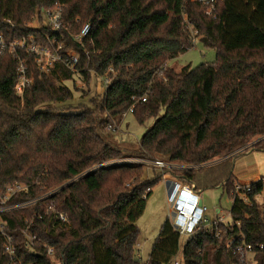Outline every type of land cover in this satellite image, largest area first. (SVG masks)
I'll list each match as a JSON object with an SVG mask.
<instances>
[{
  "label": "trees",
  "instance_id": "1",
  "mask_svg": "<svg viewBox=\"0 0 264 264\" xmlns=\"http://www.w3.org/2000/svg\"><path fill=\"white\" fill-rule=\"evenodd\" d=\"M55 5L62 6L57 32L42 16ZM206 10L191 0H2L0 18L12 21L11 39H56L62 52L79 55L75 71L57 63L49 72L20 49L0 57V194L17 183L28 185L21 200L57 188L46 201L69 221L68 228L53 231L35 221L34 250L16 233L24 264H142L137 221L166 175L199 193L220 186L232 198L237 157L264 152V0H223L211 14ZM34 17L37 27L28 25ZM88 22L89 32L75 39ZM193 38L215 50L214 61L176 70L168 62L192 48ZM19 60L33 77L22 97L14 90ZM75 75L85 83L82 97L96 76L112 81L105 93L95 89L79 111L50 108L72 99L65 82L73 83ZM133 103L135 119L153 123L137 146L124 148L114 135ZM132 158L173 167L149 179L143 176L149 164L126 161ZM212 162L216 167L207 170ZM203 170L214 172L200 175ZM263 179L250 183L248 202L232 198V222L194 232L181 251V235L166 217L146 263L238 264L227 242L242 238L252 245L253 264H264ZM36 207L4 218L21 228ZM43 242L53 245L54 258L42 250Z\"/></svg>",
  "mask_w": 264,
  "mask_h": 264
},
{
  "label": "built area",
  "instance_id": "2",
  "mask_svg": "<svg viewBox=\"0 0 264 264\" xmlns=\"http://www.w3.org/2000/svg\"><path fill=\"white\" fill-rule=\"evenodd\" d=\"M191 1L206 5V13L211 14L215 9V6L223 0ZM1 5L2 0H0V9ZM61 12V5H55L53 7L43 9V24L54 32L59 31L62 27ZM34 19L37 20L36 18ZM12 26V21L10 19L0 18V57L5 53H16V49H20L34 56V61L41 71L49 72L50 69H52L57 63H61L67 69L75 71V65L79 59V55L75 51L69 50L62 52V44L56 42V39L50 40L48 44L39 43L34 38H30L29 40L25 37L19 40L11 39L9 36V28ZM89 30L90 23L88 22L81 28L80 33L75 35V39L80 40L89 32ZM194 32L195 31H193V34ZM194 41L195 39L193 38V42ZM110 71L113 75L115 74L113 69H110ZM17 72L18 80L14 90L17 96L22 97L26 87L33 84V77L28 73L25 60L18 61ZM96 80L98 92L105 93L112 81V76L99 75L96 76ZM143 101H145V96L141 98V102ZM134 106L135 104L133 103L127 111L123 112V118H125L128 113L133 112ZM108 127L110 128L111 125H108ZM114 128L115 127H113V129ZM147 162L160 169L171 166L169 163L159 159L149 160L146 161V163ZM167 177L168 178H166L165 182L167 202L170 210L168 218L173 228L181 236L192 235L194 232L201 229L209 231L211 228H216L220 223L232 222L230 211L228 219L219 215V213H217L212 220L209 219L206 214L208 209L202 202L201 193L195 191L194 188L187 183H182L178 179L171 176ZM250 183H243L240 181L235 183L233 190L230 192L232 198L237 196L244 202H248L246 193L251 189ZM27 188V184L17 183L8 187L3 194H0V239L2 241L0 264H24L22 256L19 252L18 237L16 233L25 236L28 248L30 250H34L36 242L35 235L30 233V229L35 221H45L47 231H53L62 224L65 225L66 228L69 226L67 216L56 208L55 202L46 201V199L54 195L57 188L50 189L41 196L24 200L17 199ZM262 192L264 194V179L262 180ZM34 205L37 207L32 210V213L29 216L26 215L23 217V226L21 228L11 226V221L4 218V216H7L14 211ZM217 234L218 233H216V235ZM39 245L42 250L45 251L46 255L54 258L53 245L48 244L47 242H43ZM227 246L233 249V253L237 256L238 264H253V250L251 244L246 243L242 238H240L238 242H234V238H231L228 240ZM177 263V260L173 262V264ZM142 264L147 263L146 261H142Z\"/></svg>",
  "mask_w": 264,
  "mask_h": 264
},
{
  "label": "rangeland",
  "instance_id": "3",
  "mask_svg": "<svg viewBox=\"0 0 264 264\" xmlns=\"http://www.w3.org/2000/svg\"><path fill=\"white\" fill-rule=\"evenodd\" d=\"M35 18V17H34ZM30 26H38V21L32 19L29 23ZM194 46L187 50L186 52L180 54L175 59L170 60L168 63L176 70H179L181 67L189 65L190 67H195L200 63L204 62H213L215 59V50L213 48H207L198 40L195 39ZM65 84L73 88L74 94L72 99L60 103H52L49 105L50 108L60 111L62 109L64 112H76L79 111L82 105L88 104L89 96L97 88V80L95 78V87L94 82L92 83V90L87 96L82 97V91L86 89L85 83L75 75L74 82L66 81ZM47 107V108H49ZM153 123V118L146 119L143 123H139L132 113H128L125 118H123L120 127L117 128V132L114 135L115 140L124 148H133L137 146L138 141L140 140L142 134L145 130ZM126 161H144L141 159H126ZM218 160H215L216 162ZM212 162L207 166H210L207 170H211L216 167V164ZM148 163V162H147ZM149 164V163H148ZM144 166L143 176L145 178H153L155 173L160 172V168L156 167L155 172L152 167ZM217 170L222 168H216ZM214 172L208 171L206 173L203 170L200 175H209ZM232 173L235 177L234 184L238 180L248 181L256 175L264 176V152L262 151H250L247 154L237 157L234 162ZM169 176V175H167ZM168 178V177H166ZM166 178L159 180L152 188V192L149 198L146 201L145 209L142 215L137 221V226L139 228V242L142 246L139 247L140 260L146 261L148 259L149 250L153 245V235L159 231V228L166 217H169V206L167 202V190H166ZM244 183V182H243ZM264 196H260L262 199ZM201 198L203 204L207 207V216L209 219H213L216 216V210H220V214L223 215L226 219L229 218V211L231 208V198L230 196L223 191L222 187L216 186L211 188H205L201 192ZM152 235L150 238L149 236ZM188 236H181L180 251L183 248ZM178 258V257H177Z\"/></svg>",
  "mask_w": 264,
  "mask_h": 264
},
{
  "label": "crops",
  "instance_id": "4",
  "mask_svg": "<svg viewBox=\"0 0 264 264\" xmlns=\"http://www.w3.org/2000/svg\"><path fill=\"white\" fill-rule=\"evenodd\" d=\"M167 177V175L164 177V178H166ZM261 177V175H256L255 177H252L250 180H248V181H242V180H238V181H240V182H244V183H250V182H253V181H255V180H257V179H259ZM263 195V194H262ZM261 195V196H262ZM264 196V195H263ZM169 206V205H168ZM169 208V207H168ZM220 210H216V214L217 213H219V215H221L220 214ZM169 214H170V210H169V212H168ZM223 216V215H222ZM157 233H158V231L153 235V242H154V240H155V238H156V236H157ZM150 238L152 237V235H150L149 236ZM140 246H142V244L139 242V238H138V242H137V245H136V247H137V250H139V247ZM151 249V248H150ZM149 253H150V250H149ZM138 254H139V251H138ZM139 256H140V254H139Z\"/></svg>",
  "mask_w": 264,
  "mask_h": 264
}]
</instances>
